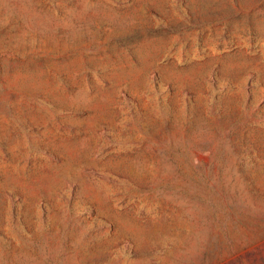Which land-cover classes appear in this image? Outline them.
I'll return each mask as SVG.
<instances>
[{"label":"rangeland","instance_id":"obj_1","mask_svg":"<svg viewBox=\"0 0 264 264\" xmlns=\"http://www.w3.org/2000/svg\"><path fill=\"white\" fill-rule=\"evenodd\" d=\"M0 264H264V0H0Z\"/></svg>","mask_w":264,"mask_h":264}]
</instances>
